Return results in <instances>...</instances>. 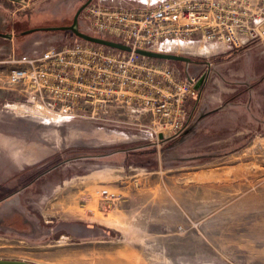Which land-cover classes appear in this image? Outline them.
I'll return each mask as SVG.
<instances>
[{
  "label": "rangeland",
  "instance_id": "374dc122",
  "mask_svg": "<svg viewBox=\"0 0 264 264\" xmlns=\"http://www.w3.org/2000/svg\"><path fill=\"white\" fill-rule=\"evenodd\" d=\"M74 1L0 0V32L12 36V41L0 40V61L81 42L71 33L35 32L19 40L14 38L15 31L34 27L30 23L16 26L23 23V14L35 16V24L70 25L86 0L72 7ZM49 3L56 6V11L61 8L63 14L42 11ZM84 15L83 11L78 18L79 31L96 37L87 28ZM190 59L188 65L173 66L180 73L187 70L188 75L201 76L204 81L203 107L194 120L198 125L192 123L188 135L163 145L155 137L151 140L146 132L138 134L148 140L113 138L98 142L104 133L90 128L88 122L94 126L100 122L74 118L57 125L53 116L40 120L33 109L29 112L25 108L34 102L27 94L6 88L10 66L0 64V119H12L24 130H36L44 147L53 153L43 162L47 168L35 166L30 172L27 168L25 175H18L21 181L9 188L0 186V202L17 195L10 206L14 205L12 210L18 213L9 220H0L1 260L33 264H264V47L256 43L217 57ZM192 103L188 101V110ZM143 120L147 122L143 124H149V118ZM17 127L13 129H21ZM88 128L90 135L85 132ZM143 145L150 153L172 152V160L166 159L172 163L165 167L175 166L170 168L175 182L169 181L171 188L166 191L164 222L153 223L150 217H132L123 222L108 219L90 225L88 230L85 213H91L84 212L82 206H72L64 213L59 209L58 214L48 211L70 178L71 183L93 179L109 174L113 169L110 167L123 162L122 157L114 155L79 156L85 152L95 154L99 148L109 153ZM129 162L154 169L146 158L131 157ZM43 169L46 172L37 176ZM101 190L114 195L105 188L93 191L91 198L100 203V210L116 199L115 195H97ZM139 219L144 224H139ZM7 228L15 232L9 233Z\"/></svg>",
  "mask_w": 264,
  "mask_h": 264
},
{
  "label": "built area",
  "instance_id": "2783aa9c",
  "mask_svg": "<svg viewBox=\"0 0 264 264\" xmlns=\"http://www.w3.org/2000/svg\"><path fill=\"white\" fill-rule=\"evenodd\" d=\"M138 1L130 7L91 2L84 10L96 37L124 44L130 53L77 42L12 55L0 61L10 66L6 88L27 94L34 101L27 111L33 109L40 120L53 116L57 125L74 118L119 123L107 118L116 111L120 123H137L151 140L181 134L188 123L185 104L199 98L201 76L134 51L207 59L256 43L264 47V0ZM96 194L114 197L107 190Z\"/></svg>",
  "mask_w": 264,
  "mask_h": 264
},
{
  "label": "crops",
  "instance_id": "0c3cea01",
  "mask_svg": "<svg viewBox=\"0 0 264 264\" xmlns=\"http://www.w3.org/2000/svg\"><path fill=\"white\" fill-rule=\"evenodd\" d=\"M40 1L44 2L45 0ZM100 1L103 2L101 3L103 5L111 4L115 5V7H121L123 5H125V7H130L134 4H137L135 0ZM100 1L95 0V2ZM79 2L80 0L72 2V7ZM51 5L52 3H49L48 7H44L42 11L46 12L55 10L53 11L54 13H57L59 15L63 14L61 8L56 11V6ZM70 8L71 4L68 5V11L65 12L66 14L69 13ZM49 14L51 13L49 12ZM6 40L12 41V38ZM203 83L204 81H202V83L199 85V98L197 100H192L193 103L190 110L187 109L188 101L185 104L188 114V123L186 129L181 133L182 137L180 136L181 134L177 136H170L162 140L161 145H163V143H172L178 138H184V135L189 134L188 130H190L189 127L192 125V123L194 125L198 123L194 120L197 112H199V110H201L203 107V95L205 93V89H203L205 88V85H202ZM115 112L116 111H113L112 114L107 116V118L112 121H118L119 123L100 122L98 126H94L91 122L87 121L90 128H97L98 131H102L104 133V135H100L97 138L98 142H106L109 141L108 139L113 138L118 141L128 140L135 142L148 140L138 134L139 132L143 133V128L140 125L138 126L137 123L135 125L120 123L122 122V118L118 113ZM139 122L141 123V125H144L143 123H147L143 119L139 120ZM17 124H19L18 127L16 126ZM0 125L2 127L0 128V186L9 188L10 184L12 187V185L21 181L22 178L18 175H25L26 172L24 170L29 168L27 172H30V168L32 167L36 166L35 169L40 168L41 166H43V162L50 156H52L53 153L48 152V149L44 147L42 138H39L38 132L36 130H24L21 123L13 121L12 119L8 120L6 118H3L2 120L0 119ZM13 127L21 129H13ZM90 128L85 131L86 134L90 135V133H92ZM108 128L113 129L114 132L110 131ZM29 138H31L32 140H30ZM142 149L144 150H119L115 151L114 153H106V155L104 156H99L107 157L110 155H114V157H122L123 162L110 167L113 169L109 170V174H100L98 176H95L93 179L91 177H86V179H84L82 182L72 181L71 183L70 178L67 181L68 185L66 186V189H62V192H60V194L54 200V203H51L48 211L58 214L60 212L59 209L62 213H64L65 211H69V208H71L72 206H82V210H84V212L90 211L91 213V216L85 213V217H87V220H84V223L86 224V228L88 230H91L92 228L90 225L94 223H103L108 219H116L117 222H123L125 220L127 221L128 219L131 220L132 217H150L151 222L153 223L164 222V210L162 209V207H165L166 191L167 193L169 192V189L171 188L169 184L172 182V180L175 182V180L171 178L173 176H170V174L172 173V170L170 168H173L175 166H170L169 168L165 167L166 164L168 166V163H172L169 162L170 160H172V152L166 151L165 153L162 151L157 153H150L148 150H145V147ZM173 153L176 155L175 151H173ZM131 157L146 158L147 164L148 162H152L154 164V169L150 171L145 167H138L139 165H136V163L139 162H135V165L131 164L129 162V158ZM168 158L171 159L167 160L166 162V159ZM150 159L153 161H150ZM176 159L177 157L173 160ZM42 175L43 174L41 171V173H39L37 176ZM101 188L108 189V191L110 190V192L116 196V199H113L112 202L107 203L112 205V207L110 205L109 207H107V209H105V207H102V210L99 209L101 207L100 203L97 200H93L91 198V194L93 193V191L99 190ZM16 196L17 195L9 196L7 197V199L0 202V217H2L0 218L1 221L9 220L13 215L18 214L16 211L12 210V208L16 207H13L14 205L10 206V204H12L11 199ZM88 221L91 224L88 223ZM43 223L52 224L53 222L43 221ZM138 223L144 224V221L139 219ZM149 227L150 226H148L147 228ZM158 228L163 229V226ZM6 231H9V233L15 232L9 228H7Z\"/></svg>",
  "mask_w": 264,
  "mask_h": 264
},
{
  "label": "water",
  "instance_id": "95a60500",
  "mask_svg": "<svg viewBox=\"0 0 264 264\" xmlns=\"http://www.w3.org/2000/svg\"><path fill=\"white\" fill-rule=\"evenodd\" d=\"M14 1V0H12ZM17 2H20L21 0H15ZM92 2V0H86L74 13L72 23L68 26H50V27H39V28H33L26 30L22 32V35H29L35 32H41V31H67L71 33L75 38L81 40L82 42L91 44V45H96V46H101L105 48H109L115 51H120V52H126L130 53L131 48L107 39L99 38V37H94L90 36L88 34L82 33L78 29V18L80 14L87 8V6ZM0 37L4 39H11V35H6L0 33ZM135 54L139 55L140 57L143 58H148V59H154V60H161V61H166V62H174V63H183V64H190L192 61L189 57L186 56H178V55H172V54H158L154 52H149L145 50H140L137 49L134 51ZM203 79H200L198 84L196 85V88L199 89V85L202 83ZM0 264H33L25 261H20V260H1L0 259Z\"/></svg>",
  "mask_w": 264,
  "mask_h": 264
},
{
  "label": "trees",
  "instance_id": "16d2710c",
  "mask_svg": "<svg viewBox=\"0 0 264 264\" xmlns=\"http://www.w3.org/2000/svg\"><path fill=\"white\" fill-rule=\"evenodd\" d=\"M23 17H25L23 20V23L22 24H16V26H27V24H31V25H29V26H34V27H28V28H24V29H20V30H17V31H15L14 32V38L15 39H17V40H19V39H22L23 37H25L24 35H22L21 33L23 32V31H25V30H28V29H33V28H35V27H45V26H47V27H50V26H68L67 25V23H65V22H62V23H60V24H58V25H46V24H35V21H34V17L35 16H29V15H27V14H23ZM73 19V18H72ZM41 32H44V33H68V34H70L69 32H67V31H41ZM1 33V32H0ZM71 35V34H70ZM0 40L2 41V40H4V38H1L0 37ZM6 40V39H5ZM77 41H81V40H78V39H76ZM82 42V41H81ZM171 64H176V63H174V62H170ZM189 131V130H188ZM182 137V136H181ZM145 146L143 145V146H136L135 148H131V150H135V151H140V150H143L142 148H144ZM75 152V151H74ZM95 154H88L87 152H85L83 155H81V156H79V158H93V157H99V156H104V155H106V152L104 151V152H102V150H101V148H99V150H95ZM115 151H111V152H109V153H114ZM53 161H54V159H53ZM45 165V164H44ZM43 168L45 169V168H47V164L45 165V166H43ZM43 169V172L42 173H45L46 171ZM42 171V170H41Z\"/></svg>",
  "mask_w": 264,
  "mask_h": 264
}]
</instances>
